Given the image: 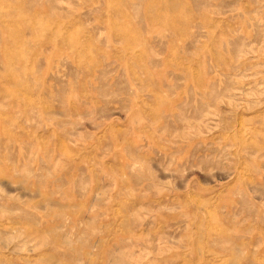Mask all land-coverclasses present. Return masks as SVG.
I'll use <instances>...</instances> for the list:
<instances>
[{"label": "rangeland", "instance_id": "374dc122", "mask_svg": "<svg viewBox=\"0 0 264 264\" xmlns=\"http://www.w3.org/2000/svg\"><path fill=\"white\" fill-rule=\"evenodd\" d=\"M0 264H264V0H0Z\"/></svg>", "mask_w": 264, "mask_h": 264}]
</instances>
